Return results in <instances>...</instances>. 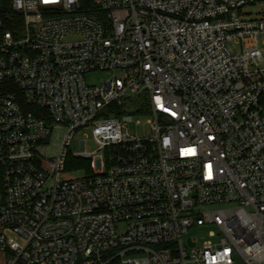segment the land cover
<instances>
[{
	"label": "built area",
	"instance_id": "built-area-1",
	"mask_svg": "<svg viewBox=\"0 0 264 264\" xmlns=\"http://www.w3.org/2000/svg\"><path fill=\"white\" fill-rule=\"evenodd\" d=\"M92 1L0 0L5 264H264V0Z\"/></svg>",
	"mask_w": 264,
	"mask_h": 264
},
{
	"label": "rangeland",
	"instance_id": "rangeland-1",
	"mask_svg": "<svg viewBox=\"0 0 264 264\" xmlns=\"http://www.w3.org/2000/svg\"><path fill=\"white\" fill-rule=\"evenodd\" d=\"M264 8L263 4L258 3V5H252L250 7L247 8V10H249L250 12H252L253 14L257 12V10H262ZM112 72L109 71H94V72H90L86 75V79L89 83L91 84H98L104 80H106L107 78L111 77ZM139 97H135L132 99V103L133 105H136L137 103L140 102ZM148 115H141V116H136L135 120L130 124L129 126V130L134 133V134H138V135H148L151 133L150 130V125L148 124ZM136 120H139L140 122L137 123ZM65 135V130L64 129H59V130H55L52 138H51V148L47 150V153L49 155H51L53 152H56V149L58 148V144H61L63 136ZM56 136H58V138H56ZM81 137V135H78L72 145L70 146V149L73 151H78L80 149L79 147V138ZM54 143L56 144V146H54ZM55 149V150H54ZM70 174L71 175H85V171H79V172H74L71 169H69ZM194 235L197 236L198 241L201 243L203 240L206 239H210V236L208 234V231L205 232H199V231H191L190 236ZM195 243L193 244L191 239H190V246H194ZM6 261V257L4 253L0 254V264H5Z\"/></svg>",
	"mask_w": 264,
	"mask_h": 264
},
{
	"label": "trees",
	"instance_id": "trees-1",
	"mask_svg": "<svg viewBox=\"0 0 264 264\" xmlns=\"http://www.w3.org/2000/svg\"><path fill=\"white\" fill-rule=\"evenodd\" d=\"M80 5L87 10H92L94 8V4L92 0H80Z\"/></svg>",
	"mask_w": 264,
	"mask_h": 264
},
{
	"label": "crops",
	"instance_id": "crops-1",
	"mask_svg": "<svg viewBox=\"0 0 264 264\" xmlns=\"http://www.w3.org/2000/svg\"><path fill=\"white\" fill-rule=\"evenodd\" d=\"M2 252H0V254H1Z\"/></svg>",
	"mask_w": 264,
	"mask_h": 264
}]
</instances>
